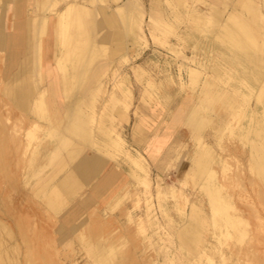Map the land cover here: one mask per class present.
I'll return each mask as SVG.
<instances>
[{
  "label": "rangeland",
  "instance_id": "374dc122",
  "mask_svg": "<svg viewBox=\"0 0 264 264\" xmlns=\"http://www.w3.org/2000/svg\"><path fill=\"white\" fill-rule=\"evenodd\" d=\"M16 1L0 0V263L95 264L100 255L114 249L110 264H220L225 260L227 264H264V187L247 168L253 149L264 148V99L258 97L260 87L249 77L256 69L230 54L215 37L210 21L214 6L221 7L222 19L229 12H242L236 6L239 0H229L225 9L212 0H182L181 4L137 0L134 34L126 36L121 22H116L123 48L111 54L115 40L103 42L106 54L98 61L102 71L92 84L100 82V87L87 110L93 143L83 149L65 142L54 146L45 135L47 125L32 118L33 104H15L7 97L5 87L22 59L19 56L14 65H8L6 46L12 26L42 14L33 0H21L20 18L24 19L15 17ZM127 1L53 0L44 15L47 33L42 37V85L48 99L49 82L58 78L53 57L59 13L68 5L80 6L90 13L86 20L92 18L95 25L103 14L115 16L116 8ZM247 1L254 19L249 25L264 57V0ZM92 27L95 41L112 33L106 25ZM69 59L65 58L68 70ZM31 76L34 85V72ZM121 91L126 92L125 98ZM219 92L228 103L234 102V112L228 103L214 110L205 105L204 100L211 101ZM59 94L57 99L63 102ZM112 96L123 102L108 109ZM79 106L84 112L83 104ZM201 110L205 119L199 131L192 111ZM104 116L109 137L117 145L97 150L94 143L108 139L99 134ZM34 123L42 130L29 140L26 132ZM227 123L232 135L224 130L218 141L216 131ZM243 133H250L246 141L239 137ZM204 147L218 163L211 161L207 167L216 173V184L246 221L242 241L221 238L210 223L209 206L200 189L206 177L195 176L192 168V160ZM76 148L82 150L76 152ZM37 152L47 161L32 170ZM74 152L76 157L70 159ZM221 159L228 167L225 174ZM80 165L99 171L79 178L74 171ZM57 196L60 202L54 199ZM46 199L54 204L53 210L44 204ZM193 212L200 225L192 219ZM90 224L98 228L99 243L105 248L92 249L88 256L78 236ZM187 224L199 232L196 244L182 236Z\"/></svg>",
  "mask_w": 264,
  "mask_h": 264
},
{
  "label": "crops",
  "instance_id": "0c3cea01",
  "mask_svg": "<svg viewBox=\"0 0 264 264\" xmlns=\"http://www.w3.org/2000/svg\"><path fill=\"white\" fill-rule=\"evenodd\" d=\"M19 1L21 0L16 1L13 14L15 17L20 18L22 10L19 6ZM175 1L179 4L182 2V0ZM212 1L218 4L220 3V5L224 6V9L227 8L229 2V0ZM52 2L53 0H33L37 11L42 14L33 20L20 18L24 19L22 24L19 23V20L13 24L12 28L14 32L10 35L6 46L8 53L7 62L9 66H12L15 64L19 56L22 59L20 64L16 65L18 66V69L15 71L11 81L7 83L5 88L8 93L7 97L11 100V102L20 105L33 103L40 93L44 92L43 101H46L44 104H46L45 113L47 122L42 123L47 125L45 135L51 138L54 146H57L61 142H65L67 145L71 143L72 145H79L83 149L85 145L93 143V137L89 131L88 116L90 115L87 113V110L92 108L95 100L97 99V93L100 87V82H98L94 87L92 84L97 80L96 78L102 71V67L101 65H98V61L103 59L106 54V48L103 42H106L109 38L115 40L114 48L111 50V54H117L120 47L123 48V46L118 43V26L116 25V22L117 20L121 22L122 30L126 36L133 35L135 31L134 27L137 28L136 25L138 23L137 18L140 6L137 0H128L124 6L116 8L115 16L103 14L102 20L100 22H96L95 25L97 27L106 25L112 33H106L97 41H95L94 37H92V26L95 25L91 23L93 22L92 18L89 21L86 20V18L90 16V13L85 10V8L76 5H68L59 13L54 29L55 49L53 57L58 78H52L53 80L49 82L51 86V98L48 100V91L42 85V37L47 33V22L44 15L47 12V9L51 7ZM236 6H240L242 12H229L223 19L221 18L223 12L221 7H213L214 9L211 11L210 19L213 24L212 31H214L215 37L222 41L224 47L233 57H239L237 50H241L249 54L258 64L264 65V63H262L264 62V57H262L260 46L256 43L253 30L249 25L254 20L252 16L253 7L251 6V2L248 3L247 0H239L236 3ZM218 24L224 25H221L220 29H217L216 26ZM66 57L70 58L69 70L67 69L65 63ZM33 72L34 85H32L31 80V73ZM39 74H42L41 82L38 79ZM121 92L122 97L125 98L126 92ZM57 94L64 98L63 102L57 99ZM119 102L123 101L115 96H112L107 108L111 109ZM204 103L205 105H208L209 100H204ZM79 104H83L84 112L81 110ZM204 110L199 112L192 111L193 117H198L194 119H197L196 124L199 125L197 128L199 131L203 130V122L205 119ZM106 119L107 116H104L102 118L103 122L99 123L101 127L99 129V134L106 135L105 137L108 139L103 141L100 138L98 143H94L97 150H104L108 149V147L114 146L115 144L117 145V143L109 137L110 129H108L104 124ZM134 134L136 133L134 132ZM82 149L76 148L74 151L77 152ZM76 152L70 154L69 158L74 159L77 155ZM36 157L38 158H36L37 169L43 164L45 165L46 158H42L41 160V156L38 152ZM95 160L102 161L101 158H95ZM136 161L137 160H132L134 165H137ZM98 171L99 168L93 166L85 168L80 165L75 169L74 174L76 177L81 178L86 174L96 175ZM54 199L60 202L58 196ZM44 204L49 207V209L53 210L54 204L50 200L46 199ZM89 226L90 227L87 228V230H84V234L78 236L79 241L85 247L88 256L92 253V249L105 248V246L103 247L99 244L101 237L100 232L97 231L98 228H96L94 224H90Z\"/></svg>",
  "mask_w": 264,
  "mask_h": 264
},
{
  "label": "bare ground",
  "instance_id": "6f19581e",
  "mask_svg": "<svg viewBox=\"0 0 264 264\" xmlns=\"http://www.w3.org/2000/svg\"><path fill=\"white\" fill-rule=\"evenodd\" d=\"M224 41V40H223ZM228 44V43H227ZM239 53V60L242 59V61L244 62L243 64L250 65L252 67H254L256 70L253 69L254 73L251 75V73L249 74V77L253 80V82L255 83V85L257 87H260V93L258 95V97L262 100L264 99V68H262V66L260 64H258L255 60L252 59V57L241 51V50H237ZM264 63V62H262ZM239 64V63H238ZM240 65V64H239ZM244 67V66H243ZM247 69V68H246ZM249 70V69H248ZM67 71V70H66ZM42 77V76H41ZM71 77V76H70ZM39 79V77H38ZM192 80L196 79V74L192 75ZM260 79H262L260 81ZM40 81V79H39ZM61 81V80H60ZM260 81V82H259ZM250 82V81H249ZM194 83V82H193ZM71 84V83H70ZM61 85V84H60ZM251 85V84H250ZM64 86V85H63ZM62 88V87H61ZM57 89V88H56ZM254 89V88H253ZM252 89V90H253ZM62 90V89H61ZM69 91V90H68ZM74 92V91H73ZM72 92V94H73ZM54 93V92H53ZM59 93V92H58ZM251 93V92H250ZM69 94V93H68ZM76 94V93H75ZM43 96H44V92H41L40 96H38V98L36 100H34V102L32 103V109H31V115L32 118L36 121H40L42 122H47L46 120V113H45V105L43 101ZM226 96V95H225ZM225 96L219 92V95L216 96V98L212 99L211 101H209V106L211 107V109H216L218 106H220L221 104L224 103H228V100H225ZM257 97V96H256ZM244 98V97H243ZM259 99V100H260ZM49 100V99H48ZM234 100V99H233ZM257 100V99H256ZM52 101V100H51ZM74 101V100H73ZM215 102V105H213ZM63 105V104H62ZM228 106H230V109L233 110L235 109V105L234 102H230L228 103ZM237 106V105H236ZM226 108V107H225ZM240 108V107H238ZM47 109V108H46ZM58 110V109H57ZM243 111V109H241ZM240 111V110H239ZM238 111V112H239ZM232 113V111H231ZM241 113V111H240ZM239 113V115H240ZM243 113V112H242ZM245 114V113H244ZM243 114V115H244ZM238 115V113H237ZM236 113L233 114V117L235 119V117L237 116ZM238 119V118H237ZM256 119H258L256 117ZM234 121V120H233ZM238 121V120H237ZM255 121V120H254ZM259 121V120H258ZM257 121V122H258ZM229 123L226 124L224 129H218L216 132L217 134V140L218 141H222L221 136L223 135V131L227 130L228 133L231 134L232 132V128L231 126H228ZM76 125V124H75ZM198 124H197V128H198ZM219 128V126H217ZM39 130H42L41 126H39L38 124L34 123L32 125V127L30 126V129H28V131L26 132V136L28 137V139H33L34 138V133L36 131L39 132ZM259 130V129H258ZM225 132V131H224ZM244 132V131H243ZM227 133V134H228ZM234 133V132H233ZM37 135V133H36ZM35 135V137H36ZM229 135V134H228ZM227 135V136H228ZM232 135V134H231ZM230 136V135H229ZM244 139L245 141L249 138L250 133H246V135L243 134H239V137L241 139ZM259 136V133L255 134V138L257 139V137ZM26 137V139H27ZM60 137V136H59ZM234 137V136H233ZM231 138V136H230ZM255 139V141H257ZM61 140V139H60ZM29 142V141H28ZM29 145H31L29 143ZM28 145V146H29ZM40 145V143H39ZM244 145V144H243ZM242 145V146H243ZM221 146V145H220ZM261 146V145H260ZM256 147V146H255ZM262 147V146H261ZM242 148V147H241ZM244 148V146H243ZM242 148V149H243ZM235 151V149H232ZM241 150V149H240ZM202 154L197 155L194 157L193 161H192V168H193V174L195 176L201 177V174H203L206 179L203 181L201 188V191L203 192V194L205 195L206 201L208 203L209 206V210H210V214H211V219H210V223L212 225V227L214 228L216 234L219 236L221 235V238H231L230 236H233L236 241H242L243 237L246 235L245 231H246V221L243 220V218L240 216V214H237L236 210L233 208V205L231 204L228 196L226 195L225 192H223V187H219V185L216 184L215 182V177H216V173L214 172V170H209L207 167L210 165V162L212 161V165L214 164L213 161V157L211 155L210 150L206 149L205 147L201 150ZM245 151V149H244ZM234 153V152H233ZM236 153V152H235ZM242 154V153H241ZM240 154V155H241ZM244 154V153H243ZM37 155V154H36ZM35 155V156H36ZM249 155V154H248ZM243 157V155H241ZM34 157H31V159ZM36 158L35 157V162L34 159L32 162V170L36 169ZM221 158V157H220ZM38 159V158H37ZM42 160V159H41ZM44 160V159H43ZM223 159L220 160L221 164L220 166L222 167L221 170L224 173L226 171V166L223 164ZM45 161V160H44ZM47 161V159H46ZM45 161V162H46ZM216 161V160H215ZM31 162V163H32ZM218 162V161H216ZM226 163V162H225ZM248 171L249 173L252 175L253 179L255 181H258L259 184H261L262 187H264V148H255L253 149V152L250 153L249 157H248ZM247 163V164H248ZM215 165V164H214ZM218 165V163L216 164ZM215 165V166H216ZM237 165V164H236ZM219 166V167H220ZM31 167V166H30ZM213 167V166H212ZM35 168V169H34ZM219 169V168H218ZM230 170V169H229ZM33 173V172H32ZM225 174V173H224ZM221 175V174H220ZM228 192V191H227ZM262 198H264V196H262ZM231 199V198H230ZM194 209V208H193ZM193 211V210H192ZM195 211V210H194ZM230 211V212H229ZM200 214V213H199ZM199 217V216H198ZM205 218V217H203ZM192 219L200 225V219L195 217L194 212L192 214ZM207 220H205L204 222H206ZM202 224V223H201ZM186 225V224H185ZM193 225V224H192ZM188 226V224H187ZM90 227V226H89ZM195 228V227H194ZM193 227H191L190 225L188 227L185 226V228L183 229V237L190 243V244H196L197 242H199V232L196 231V229H194ZM198 228V227H197ZM199 229V228H198ZM224 230L221 233V230ZM200 231V230H198ZM232 233V235L230 234ZM247 233V232H246ZM89 236V235H88ZM83 237V236H82ZM85 237V236H84ZM87 237V236H86ZM246 237V236H245ZM231 239V240H232ZM100 240V238H99ZM234 240V241H235ZM183 242V241H182ZM222 242V241H221ZM232 242V241H231ZM201 243V242H200ZM94 244V243H93ZM100 244V243H99ZM233 244V243H232ZM236 244V243H235ZM184 246V245H183ZM186 246V245H185ZM190 249V248H189ZM192 249V247H191ZM116 251L114 249H112L109 253L107 254H102L99 256L98 259H96L95 264H110L111 263V258H113V255ZM194 252V251H193ZM192 253V251H191ZM213 253V252H212ZM117 254V253H116ZM220 254V253H219ZM220 258H222L220 256ZM115 259V258H114ZM224 260V259H223ZM1 261V260H0ZM113 261V260H112ZM123 261V260H122ZM125 262V261H124ZM220 264H227L228 262L225 261H220ZM31 264V262H29ZM44 263V262H43ZM1 264V263H0ZM115 264V263H114ZM116 264H121L120 262H117Z\"/></svg>",
  "mask_w": 264,
  "mask_h": 264
}]
</instances>
